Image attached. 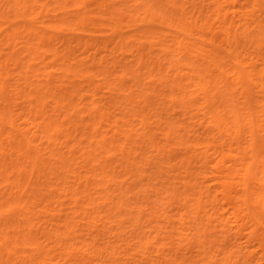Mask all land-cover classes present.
Masks as SVG:
<instances>
[{
  "label": "bare ground",
  "instance_id": "1",
  "mask_svg": "<svg viewBox=\"0 0 264 264\" xmlns=\"http://www.w3.org/2000/svg\"><path fill=\"white\" fill-rule=\"evenodd\" d=\"M0 264H264V0H0Z\"/></svg>",
  "mask_w": 264,
  "mask_h": 264
}]
</instances>
